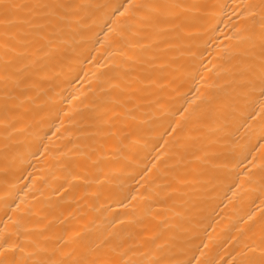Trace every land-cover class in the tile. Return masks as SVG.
<instances>
[{"label":"bare ground","instance_id":"6f19581e","mask_svg":"<svg viewBox=\"0 0 264 264\" xmlns=\"http://www.w3.org/2000/svg\"><path fill=\"white\" fill-rule=\"evenodd\" d=\"M61 2L20 87L0 40V243L21 264H264V96L236 72L264 0Z\"/></svg>","mask_w":264,"mask_h":264},{"label":"snow or ice","instance_id":"6c2138e0","mask_svg":"<svg viewBox=\"0 0 264 264\" xmlns=\"http://www.w3.org/2000/svg\"><path fill=\"white\" fill-rule=\"evenodd\" d=\"M78 7V5L63 3L61 0H30L28 3L0 2V40L3 41L5 57L9 52H15L19 46L18 56L26 61L20 67H15L13 60L6 58L3 64L4 80L11 81L14 86L20 87L18 73L30 72L33 68L42 67L44 57L50 56L55 48L54 37L62 30V22L67 18V10ZM137 7L158 6L137 5ZM261 38L264 41V31L261 33ZM241 55L247 57L250 54L242 53ZM129 59L131 60L132 57L130 56ZM258 60V65L254 57L240 61L236 72L242 82L251 87H258L260 94L264 96V43L261 45ZM257 68L258 84L256 83ZM17 250L22 252L23 248L16 243H9L5 238L3 243H0V264H21V260L16 256ZM23 264H27V261ZM34 264H43V262L37 261ZM71 264H104V262L80 259L72 261ZM154 264H164V262L157 260ZM241 264H252V262L241 261Z\"/></svg>","mask_w":264,"mask_h":264}]
</instances>
